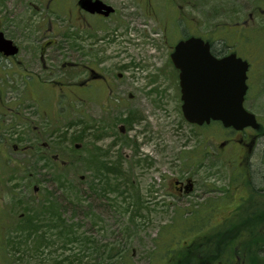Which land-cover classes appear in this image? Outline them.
<instances>
[{
  "label": "rangeland",
  "instance_id": "374dc122",
  "mask_svg": "<svg viewBox=\"0 0 264 264\" xmlns=\"http://www.w3.org/2000/svg\"><path fill=\"white\" fill-rule=\"evenodd\" d=\"M101 1L114 14L86 25L76 0H0L19 48L0 58V264H176L197 251L199 264H264V238L220 252L204 239L233 207L234 173L219 127L184 120L168 60L190 35L236 52L250 63L245 108L264 124V0Z\"/></svg>",
  "mask_w": 264,
  "mask_h": 264
},
{
  "label": "water",
  "instance_id": "95a60500",
  "mask_svg": "<svg viewBox=\"0 0 264 264\" xmlns=\"http://www.w3.org/2000/svg\"><path fill=\"white\" fill-rule=\"evenodd\" d=\"M78 6L90 13L109 16L113 9L100 0H79ZM17 47L0 31V53L13 56ZM173 66L179 71L181 111L184 120L201 126L219 121L225 128L258 129L253 114L243 108L247 91L248 64L235 54L221 59L210 52V45L199 37L180 40L170 54Z\"/></svg>",
  "mask_w": 264,
  "mask_h": 264
},
{
  "label": "flooded vegetation",
  "instance_id": "af4514ba",
  "mask_svg": "<svg viewBox=\"0 0 264 264\" xmlns=\"http://www.w3.org/2000/svg\"><path fill=\"white\" fill-rule=\"evenodd\" d=\"M78 1L79 0H76L75 2V10L77 12L76 22H83L84 24L89 25L88 20L91 17L98 18V20L104 19L101 15L89 14L81 10L77 6ZM17 52L19 53V48ZM18 53L11 57L0 55V58L15 60V58L18 57ZM215 55L217 57H222L226 55V53ZM168 60H170L169 55ZM170 65L174 78L175 75L178 78V71L175 70L171 63ZM88 78L89 82L90 80L92 81V79H104L103 76L94 73ZM85 82L87 81L81 82L78 85L80 86ZM51 83L59 85L55 82ZM90 83H87V85ZM108 94H110V91L107 92V95ZM246 95L244 98V104L247 101ZM56 96L57 101L55 102V107H61L63 104H61L59 98L62 94L59 93ZM79 101L80 94L73 93L72 103ZM256 120L260 124L259 129H254L253 127H245L242 129L224 128L219 122H210L208 125L202 126V128L205 129L212 125H217L219 127L220 138L216 143V146L218 145L217 155L221 156L222 163L227 167L230 166L229 170H232L234 173L232 174L234 183L229 189V191L232 192L231 203L233 202V207L226 214L220 216L219 220L215 222L217 225L215 234L213 236H204V239L215 238L214 248L219 252L224 247V239H236L238 237H241V240L256 237L264 238V178H259V182L256 181V174L264 175V124L257 118ZM207 139L208 138L205 140ZM11 147L13 152L21 154L20 149L17 146L12 145ZM73 147L79 150L78 144L75 143ZM3 148H5V146H3ZM206 154L207 153H202V157H206ZM50 156L53 162H58V154H52ZM62 163L63 162H61V164ZM192 186L193 183L190 179H186L184 183L180 180L173 181V188L177 193L183 192L188 194L192 191ZM257 206L261 208L256 211L255 208ZM20 217H22V215H20ZM242 243H239L237 247ZM261 250L262 249L259 248V251ZM221 263L222 262H220V264ZM206 264H210L208 260L206 261Z\"/></svg>",
  "mask_w": 264,
  "mask_h": 264
},
{
  "label": "trees",
  "instance_id": "16d2710c",
  "mask_svg": "<svg viewBox=\"0 0 264 264\" xmlns=\"http://www.w3.org/2000/svg\"><path fill=\"white\" fill-rule=\"evenodd\" d=\"M192 162L194 163L195 162V159H194V157L192 158ZM238 240V239H237ZM249 242L250 241V239H245V240H242L240 243H242V242ZM239 245V244H238ZM241 246H244V243H242L241 244ZM201 248H202V245H201ZM259 248H261L262 250V252H264V246H262V247H259ZM246 249H248V250H250L251 249V247L248 245V246H246ZM241 250V248L238 250V249H234L232 252H233V254H235V255H237L236 257H239L238 256V254H237V252L238 251H240ZM200 251H197L196 253H189V252H185L184 254H183V252H181L180 253V255H181V257H182V259H181V261H177L176 262V264H189V259H192V260H194L195 261V263H193V264H199L198 263V259L199 258H201L200 257V253H199ZM216 257V256H215ZM235 257V258H236ZM207 259H208V262L209 263H211L212 262V257H209V256H207ZM215 259V258H214ZM217 260V259H216ZM245 262V261H244Z\"/></svg>",
  "mask_w": 264,
  "mask_h": 264
}]
</instances>
